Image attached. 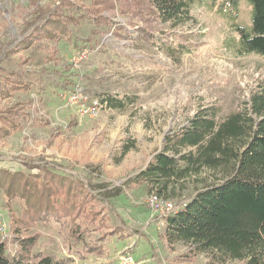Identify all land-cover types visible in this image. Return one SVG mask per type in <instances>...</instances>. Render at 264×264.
<instances>
[{"label": "rangeland", "instance_id": "rangeland-1", "mask_svg": "<svg viewBox=\"0 0 264 264\" xmlns=\"http://www.w3.org/2000/svg\"><path fill=\"white\" fill-rule=\"evenodd\" d=\"M92 2L79 1L72 11L63 9L79 19L70 25L67 37L42 40L14 53L16 43L60 0H0V82L14 74L33 83L27 91L0 98V112L14 105L23 110L21 129L0 140V167L37 172V166H45L91 185L105 184L112 193H119L104 199L103 204L110 225H123L128 237L111 238L102 257L79 260L72 254L73 264H113L126 250L144 264H212L204 255L191 258L186 244L167 243L163 237L165 216L149 204L154 193L131 181L161 147L166 134L186 124L200 103L218 106L224 117L247 102L264 81V58L239 56L235 49L239 34L234 24L250 26L251 6L246 0L237 9H230L227 0H196L191 14L197 23L176 30L167 24L152 28L157 40L183 46L171 50L123 32L116 34L117 25L131 34L145 25L137 17L121 14L119 3L116 10L103 12L112 15L113 23L97 25L87 15ZM85 50L87 57L76 62ZM77 85L92 97L130 95L137 103L124 114L106 106L97 117H80L63 99V92ZM128 138L136 146L123 154ZM192 193L191 187L168 199V205L182 206ZM21 207L14 202L17 214ZM10 220L0 190L2 241L11 240ZM37 231L41 238L35 252L68 256L58 224H39Z\"/></svg>", "mask_w": 264, "mask_h": 264}, {"label": "trees", "instance_id": "trees-1", "mask_svg": "<svg viewBox=\"0 0 264 264\" xmlns=\"http://www.w3.org/2000/svg\"><path fill=\"white\" fill-rule=\"evenodd\" d=\"M79 1L84 0H60L41 23L33 25L32 31L16 43L12 52L27 50L42 40L67 37L70 25L79 19L63 9L72 11ZM241 1L227 0V5L237 9ZM246 1L251 6V24H234L239 34L236 53L264 58V0ZM195 2L93 0L87 15L99 26L112 24V15L103 12L116 10L119 3L121 14L137 17L145 25L134 34L117 25L116 34L123 32L129 38L182 50V45L157 40L152 28L167 24L176 30L190 22L197 23L191 14ZM13 76L9 74L0 82V98L32 87L31 81ZM100 100L122 114L137 103V98L130 95L105 94ZM22 112L15 105L0 112V140L21 129ZM219 114L218 106L200 103L186 124L166 134L161 147L131 182L163 199L177 198L193 188L188 200L165 217L163 237L169 245L186 244L191 258L204 255L212 264H264V81L236 111L224 117ZM135 146V141L128 138L123 154ZM36 168L37 172H24L0 167V190L11 215L12 234L10 241L0 240V264H73L72 254L79 260L90 255L102 257L111 238L128 237L123 225H110L103 204L104 199L119 193H112L105 184L91 185L53 168ZM15 201L21 203L20 214L14 211ZM51 223L62 229L67 257L35 252L41 238L39 224ZM10 245L15 246L13 251Z\"/></svg>", "mask_w": 264, "mask_h": 264}, {"label": "built area", "instance_id": "built-area-1", "mask_svg": "<svg viewBox=\"0 0 264 264\" xmlns=\"http://www.w3.org/2000/svg\"><path fill=\"white\" fill-rule=\"evenodd\" d=\"M88 52L82 51L76 57V62H79L87 57ZM63 99L66 101L67 105L75 107L78 115L80 117H97L103 107H106V103L102 102L99 98L90 96L85 89L79 87L63 92ZM168 199H163L156 194H152L149 199V204L152 208L159 211L165 217L169 214L175 212L180 208V206L173 207L168 205ZM171 204V203H170ZM113 264H144L140 260H136L130 250H126L119 254L116 261Z\"/></svg>", "mask_w": 264, "mask_h": 264}]
</instances>
